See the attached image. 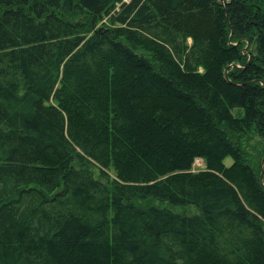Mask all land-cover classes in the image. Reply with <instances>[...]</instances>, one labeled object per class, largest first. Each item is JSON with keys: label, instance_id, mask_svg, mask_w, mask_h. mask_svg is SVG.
Here are the masks:
<instances>
[{"label": "trees", "instance_id": "16d2710c", "mask_svg": "<svg viewBox=\"0 0 264 264\" xmlns=\"http://www.w3.org/2000/svg\"><path fill=\"white\" fill-rule=\"evenodd\" d=\"M0 264H264V0H0Z\"/></svg>", "mask_w": 264, "mask_h": 264}, {"label": "rangeland", "instance_id": "374dc122", "mask_svg": "<svg viewBox=\"0 0 264 264\" xmlns=\"http://www.w3.org/2000/svg\"><path fill=\"white\" fill-rule=\"evenodd\" d=\"M245 150H247L249 153L252 155L255 153V151H260L261 150V142L258 138L256 137H251L247 142L244 144ZM232 159L231 158H226L224 160V165L225 166H230L232 164ZM204 169V163L202 159H196L193 164V171H199ZM141 204H147L150 206H154L160 209H167L170 210L173 213L183 215L186 217H192L199 215V209L193 205H185V206H178V205H172L168 202H161L155 199H151L149 201H143L140 202Z\"/></svg>", "mask_w": 264, "mask_h": 264}, {"label": "built area", "instance_id": "2783aa9c", "mask_svg": "<svg viewBox=\"0 0 264 264\" xmlns=\"http://www.w3.org/2000/svg\"><path fill=\"white\" fill-rule=\"evenodd\" d=\"M131 0H120L121 3H129ZM116 6L118 7L119 4H116Z\"/></svg>", "mask_w": 264, "mask_h": 264}]
</instances>
